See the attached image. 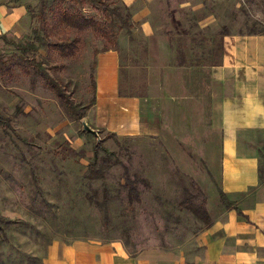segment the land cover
I'll return each mask as SVG.
<instances>
[{
  "label": "rangeland",
  "instance_id": "1",
  "mask_svg": "<svg viewBox=\"0 0 264 264\" xmlns=\"http://www.w3.org/2000/svg\"><path fill=\"white\" fill-rule=\"evenodd\" d=\"M12 1L32 6L37 15L11 31L8 40L32 38L44 26L55 41L79 37L74 54L62 56L53 47L42 46L38 58L76 103L86 104L93 95L96 51L104 48L105 37L63 23L61 14L74 4L71 0ZM106 1L132 13L131 32L115 22L114 39L122 55L123 88L147 98L142 116L150 129L133 136H111L91 124L89 110L82 120H74L42 79L33 81L23 72L20 53L0 39V214L14 220L5 225L0 264H40L44 249L56 238L120 239L131 251L173 246L203 225L180 202H188L192 194L194 202L203 198L217 202V186L204 155L191 151L200 126L199 109L188 99H182L181 105L173 103V54L167 38L173 26V33H179L174 41L187 50L194 45L196 51L205 39L202 31L209 36L204 47L211 50L222 44L221 12L230 16L233 31H242V19L235 11L247 0ZM185 2L189 10L181 9L183 16L193 20L210 12L218 25H171V8ZM78 7L88 17L108 22L112 18L92 5ZM142 7L151 10L152 47L141 21L134 18ZM41 8L46 10L45 21L38 14ZM182 31L189 34L182 37ZM191 37L198 42L194 44ZM187 117L196 121L187 122ZM84 123L95 130L94 137L82 133ZM95 141L115 152L121 164L109 165L103 177L90 178L87 166ZM125 166L144 181H139L140 200L132 204L123 186ZM105 186L110 188L107 205L89 200L87 193L93 189L101 201Z\"/></svg>",
  "mask_w": 264,
  "mask_h": 264
},
{
  "label": "crops",
  "instance_id": "2",
  "mask_svg": "<svg viewBox=\"0 0 264 264\" xmlns=\"http://www.w3.org/2000/svg\"><path fill=\"white\" fill-rule=\"evenodd\" d=\"M188 5L171 8V25H218L210 12L193 20L183 16L181 9L189 10ZM221 13L223 25L229 24L228 13ZM150 14L148 7H142L134 18L141 21L152 47ZM236 15L243 23L257 22L260 32L231 29L221 37L222 48L213 64L184 65L179 55H200L208 48L180 47L174 41L179 33H173V26L167 38L173 54V103L181 105L182 99H188L199 109L200 126L191 151L204 155L217 186L216 204L207 201L211 223L173 246L143 248L135 254L120 239L56 238L44 249L40 264H264V0L245 1ZM27 16L24 4L0 0V34L9 35ZM185 34L188 31L181 32L182 37ZM202 36L209 38L201 31ZM121 72L118 49L96 55V102L89 109V119L95 128L117 136L138 135L150 129L142 116L147 98L121 94ZM195 121V117L187 119ZM221 190L235 203L234 208L221 202Z\"/></svg>",
  "mask_w": 264,
  "mask_h": 264
},
{
  "label": "trees",
  "instance_id": "3",
  "mask_svg": "<svg viewBox=\"0 0 264 264\" xmlns=\"http://www.w3.org/2000/svg\"><path fill=\"white\" fill-rule=\"evenodd\" d=\"M74 2L72 6L69 8H66L63 10L61 14V18L63 20V23L72 29H77L79 31H86L88 29L94 31L99 36L105 37L106 44L103 49L96 51V55L100 51L109 50V49H118L117 45V39H114L115 36V30L114 25L115 22L118 23L119 28L126 29L127 32H131L133 28V23L131 21L132 19V13L129 10H124V7H121V5H114L112 6L109 4L106 0H71ZM85 5H92L96 7L97 9L101 10L107 17L111 18L110 22L107 20L102 21L98 20L93 17L86 16L81 9H79L78 6H85ZM27 17L31 20L34 19L37 15L35 9L32 8V6L27 5ZM45 8H41L40 10V16L43 21L45 18ZM27 18V20H28ZM45 30H38L33 33L32 38H24V39H11L8 40L7 34H0V39H3L5 42H7L8 45L13 46L21 56V60L19 62V65L22 67L23 72H25L27 75L31 76L33 81L37 78L42 79L43 83L51 88L56 96L57 99L62 107L71 115V117L74 120H82L85 116V112L88 111L96 102V78H95V72L91 76L92 77V86H93V95L90 98V100L86 104H80L76 103L70 96L67 94V92L64 90V88L61 86V84L52 77V75L49 73L47 68L44 66V64L39 60L38 58V51L40 47L47 46L48 48H54L59 51V53L62 56H70L75 53V49L79 42V37H73L72 39H62V40H52L50 39V36L47 35V28ZM229 24H224L222 27V30L220 31V38L226 34L229 33L231 28ZM242 31L239 32H248V33H257L260 32L259 27L257 26V22L251 23L249 25L248 22L243 23L241 27ZM204 40L203 41H196V38L192 39V42L196 44L198 42L200 47H204ZM198 44V45H199ZM194 46V45H193ZM205 48V47H204ZM222 48L221 44L218 46L216 45L211 50L209 49L208 52L198 54H191V55H179L180 62L184 65H205V64H213L217 62V51H219ZM96 55H95V63L96 66ZM9 68H5L7 70ZM121 94H131L128 91H126L122 86L120 90ZM85 136L88 138H92L95 136L94 132L92 131H82ZM111 136H117L113 132H109ZM113 164H121L118 157H116V153L113 151H110L107 149L102 142L95 141L93 142L92 146V155L88 162V175L90 178H98L104 176V171L109 165ZM124 178L126 182L123 184L124 187L127 188V196L129 202L132 204L134 201L140 200V188H139V181L138 176L136 174H132L126 166L124 167ZM144 182V181H143ZM220 200L221 202L226 206V208H234L235 203L229 199L227 194H225L222 190L220 191ZM87 196L89 200L92 202H95L98 205H107L108 200H110V188L105 186L103 188L102 193V200H98V190H93L89 193H87ZM191 198H196L195 195H191ZM187 201H181L180 204L187 209L191 210V212L199 218L204 226H208L211 223V217L207 208V200L206 198H203L200 202H194L192 199ZM239 213H242L241 210H239ZM14 220L0 215V242H2L4 239H6V229L5 225L13 223ZM200 228V229H201ZM125 245L128 247V243H125ZM130 250V249H129ZM132 254H135L137 251H131Z\"/></svg>",
  "mask_w": 264,
  "mask_h": 264
},
{
  "label": "water",
  "instance_id": "4",
  "mask_svg": "<svg viewBox=\"0 0 264 264\" xmlns=\"http://www.w3.org/2000/svg\"><path fill=\"white\" fill-rule=\"evenodd\" d=\"M84 128H85V130H87V131L95 132V130L92 129L91 127H89L86 123H84Z\"/></svg>",
  "mask_w": 264,
  "mask_h": 264
}]
</instances>
